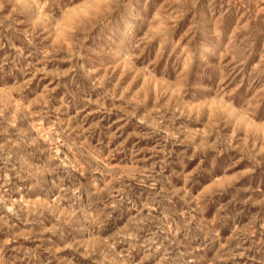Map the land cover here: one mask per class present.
I'll return each instance as SVG.
<instances>
[{
	"label": "rangeland",
	"instance_id": "374dc122",
	"mask_svg": "<svg viewBox=\"0 0 264 264\" xmlns=\"http://www.w3.org/2000/svg\"><path fill=\"white\" fill-rule=\"evenodd\" d=\"M0 264H264V0H0Z\"/></svg>",
	"mask_w": 264,
	"mask_h": 264
},
{
	"label": "bare ground",
	"instance_id": "6f19581e",
	"mask_svg": "<svg viewBox=\"0 0 264 264\" xmlns=\"http://www.w3.org/2000/svg\"><path fill=\"white\" fill-rule=\"evenodd\" d=\"M128 30H131L133 28V25H129Z\"/></svg>",
	"mask_w": 264,
	"mask_h": 264
}]
</instances>
